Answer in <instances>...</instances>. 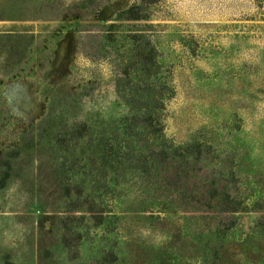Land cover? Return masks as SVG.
Masks as SVG:
<instances>
[{
  "label": "rangeland",
  "instance_id": "374dc122",
  "mask_svg": "<svg viewBox=\"0 0 264 264\" xmlns=\"http://www.w3.org/2000/svg\"><path fill=\"white\" fill-rule=\"evenodd\" d=\"M162 141L209 145L236 210L128 154ZM0 264H264V0H0Z\"/></svg>",
  "mask_w": 264,
  "mask_h": 264
},
{
  "label": "trees",
  "instance_id": "16d2710c",
  "mask_svg": "<svg viewBox=\"0 0 264 264\" xmlns=\"http://www.w3.org/2000/svg\"><path fill=\"white\" fill-rule=\"evenodd\" d=\"M123 97L131 112L121 118V127L130 129L132 135L136 137L140 135L148 137L151 136L150 134H155L157 138L160 137L163 130L161 121V111L164 108L162 94L158 91H150L123 95ZM82 126L84 127V124ZM77 135L82 136V133L77 132ZM209 153L210 146L206 144L197 143L175 147L166 145L164 141L158 143L154 148L144 149L142 154H137L133 149L128 151L130 157L142 162L143 172L147 174V171L153 169L155 173L157 172L156 179L161 184L172 188L173 191L186 188L190 192L191 198H195L196 202L206 201L207 204L215 205L225 203V211H234L238 207V202L233 200L235 196L230 191H223L222 185L218 183V178L211 177L217 173V170L207 168L204 164ZM135 154L138 155V158L135 157ZM64 178L66 177L64 176ZM63 181L62 189L65 195H70L73 193L72 189H76L74 192L78 196H83L84 191L82 187L79 188V182L68 181L67 178ZM193 183L197 184L194 191L190 189ZM84 201H87V197ZM232 202H235V205H229ZM95 206L96 201L91 199L85 210L91 213ZM92 216L96 218L97 222H100L101 214Z\"/></svg>",
  "mask_w": 264,
  "mask_h": 264
}]
</instances>
